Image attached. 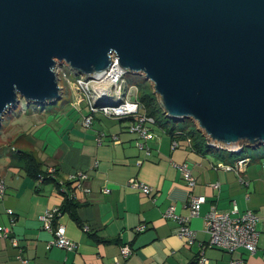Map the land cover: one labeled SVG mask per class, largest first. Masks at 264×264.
Segmentation results:
<instances>
[{
	"label": "water",
	"instance_id": "obj_1",
	"mask_svg": "<svg viewBox=\"0 0 264 264\" xmlns=\"http://www.w3.org/2000/svg\"><path fill=\"white\" fill-rule=\"evenodd\" d=\"M113 57L211 148L264 146V0H0V128L62 98L58 67L100 80Z\"/></svg>",
	"mask_w": 264,
	"mask_h": 264
},
{
	"label": "crops",
	"instance_id": "obj_2",
	"mask_svg": "<svg viewBox=\"0 0 264 264\" xmlns=\"http://www.w3.org/2000/svg\"><path fill=\"white\" fill-rule=\"evenodd\" d=\"M56 110L29 113L35 115L32 118L36 122L31 133L13 134L15 139L19 136L17 144L0 140V180L5 185V195L0 200V227L9 228L19 245L0 238V264H22L21 259L31 264H114L115 258L120 264H196L200 246L204 247L207 264H229L232 259L264 264V167L259 160L251 159L243 173L237 175L215 169L223 162L233 165L232 159L223 161L212 153H197L187 138L172 137L157 126L152 129L154 139L147 141L148 149L140 150L134 144L135 137L127 132L128 120L107 121L95 115L86 128L85 104H81L80 111L70 105L67 110ZM7 130L6 127L4 132ZM173 141L178 143L174 149ZM22 152L33 155L43 175L56 182L28 176ZM182 164L195 178L192 190L178 168ZM52 169L54 173L50 174ZM79 171L87 175L82 186L89 192H75L73 188L70 177ZM131 179L151 187L150 194L128 186ZM103 189L109 192L105 194ZM74 192L79 221L88 230L79 227L67 213L62 214L57 223L65 227L66 236L77 248H49L52 234L42 228L39 216L61 207L64 194L71 196ZM192 195L206 197L196 217L190 216L188 203ZM233 202L240 212L250 210L259 218V238L252 255L244 249L228 254L207 247L206 214L212 208L228 212ZM169 207L186 218L187 225L195 231L192 244L177 235L178 221L164 217ZM7 210L13 214L8 215ZM141 224L146 230L137 232ZM125 245L132 249L127 258L121 255Z\"/></svg>",
	"mask_w": 264,
	"mask_h": 264
},
{
	"label": "built area",
	"instance_id": "obj_3",
	"mask_svg": "<svg viewBox=\"0 0 264 264\" xmlns=\"http://www.w3.org/2000/svg\"><path fill=\"white\" fill-rule=\"evenodd\" d=\"M112 60L113 65L100 80H96L95 78L86 79L84 76H78L76 74H74L75 79H70L65 71L69 67L65 64L58 67L57 73L62 94L64 93V86L61 84V81L65 80V83H67L66 86L73 91L72 93L75 97L71 105L72 108L80 111L81 104H85L88 108V114L83 118V125L86 128L91 126L95 115H100L111 120H128L129 126L127 127V132L135 137V146L140 150H147V141L154 139L152 129L156 126L155 119L148 116L145 108L141 104L137 86L127 82V74L119 68L117 60L114 57ZM176 133L178 134V132ZM186 142L191 146V140L189 138L186 139ZM177 146L178 143L173 141L172 148L174 149ZM249 162L250 159L242 158L236 160L233 165L219 163L215 166V169L220 168L226 171H233L237 175H240ZM178 168L187 187L192 190L195 187V178L192 176L190 168L186 164L179 165ZM51 173H54L53 169L50 171ZM86 179L87 175L82 171L71 175L70 180L73 182L75 192H89L88 189L82 186V182ZM240 181L244 185L247 184L244 178H240ZM128 186L138 189L145 195H149L152 190L151 187L136 179H131L128 182ZM75 192L70 197L74 198L76 195ZM108 192V189H103V193L107 194ZM4 195L5 185L0 180V200L3 199ZM205 203V196L192 195L188 203L190 216H198L202 205ZM7 214L12 215L13 212L7 210ZM59 217L60 212L58 207L48 209L39 216L42 228L52 234V239L48 247L73 251L77 248V245L66 236L65 227L57 223ZM164 217L179 222L180 227L177 235L184 239L187 244L190 245L194 242L196 236L195 231L187 225L186 218L175 214L173 207H169L165 211ZM258 222L259 218L256 214L250 210L240 212L235 202H233L232 209L228 212H222L212 208L205 216V231L209 236L207 247L218 249L228 254H234L238 250L244 249L249 255H252L256 251L259 238L257 231ZM83 230L87 231L88 229L84 227ZM145 230L146 226L144 224L136 228L137 232H143ZM0 238H9L14 246H19L17 238L11 235L9 228L0 227ZM131 254L132 249L128 245L121 247V255L123 258H127ZM21 263L31 264L25 259H21ZM207 263L208 259L204 256V247L200 246V256L196 264ZM114 264H120L119 260L115 258ZM229 264H245V262L242 259H232Z\"/></svg>",
	"mask_w": 264,
	"mask_h": 264
},
{
	"label": "rangeland",
	"instance_id": "obj_4",
	"mask_svg": "<svg viewBox=\"0 0 264 264\" xmlns=\"http://www.w3.org/2000/svg\"><path fill=\"white\" fill-rule=\"evenodd\" d=\"M69 76L70 79H75L74 73L68 68L65 70ZM126 80L129 84H135V83H142V82H148V93L150 95H155L152 84L147 81L142 75H135V74H127L126 75ZM61 84L64 86V93L62 98L54 105L49 104L46 106H41V105H36V104H30L27 105L24 103V101H21V103L13 109L10 113L5 115L3 124L0 128V140H3V142H7V140H11L14 144H17L16 142L18 141L19 136H15L16 139L14 138L15 133L19 132H26V133H31V129L33 125L35 124L34 119L32 117H35V115L30 116L29 113H36L39 111H42L44 109H47V111H52L54 108L58 110H62V108L67 110V107L69 105H72V102L75 100L74 94L72 93L73 91L66 86L67 83H65V80L61 81ZM156 99L157 96L155 95ZM84 105V104H83ZM72 107V106H71ZM160 108V107H159ZM28 111V112H27ZM24 113V114H23ZM26 113H28L26 115ZM23 114V115H21ZM168 123L167 125L169 127L171 126H176L182 129H192L195 128V125L193 124L192 121L186 120L183 122H177L174 120L169 119L166 116ZM105 120L112 121L111 119L103 118ZM6 127L8 130H6ZM2 142V143H3ZM7 145V144H6ZM213 151L211 152L213 155H219L222 154V156H226L227 158L232 157V160L235 162L236 160L244 157H249L254 160V162H257L259 160L262 165H264V146H259L257 148H250V147H245L244 152L238 153V154H232L228 152L227 150L223 149H212ZM10 150L7 149V152ZM11 153V151H10ZM262 157V158H260Z\"/></svg>",
	"mask_w": 264,
	"mask_h": 264
},
{
	"label": "trees",
	"instance_id": "obj_5",
	"mask_svg": "<svg viewBox=\"0 0 264 264\" xmlns=\"http://www.w3.org/2000/svg\"><path fill=\"white\" fill-rule=\"evenodd\" d=\"M148 82H142V83H135V85L138 88L139 92V100L143 107L146 110V113L148 116L153 117L156 122V126L159 127L161 130H164V132L169 133L172 137H180L184 136L185 138H189L191 140V148L200 154H209L211 153L215 148H211L208 145V140L205 138V136L199 132L195 128L192 129H182L176 126L169 127L167 125L168 120L166 118L165 113L161 109L158 100L156 99L155 95H150L148 91ZM160 107V108H159ZM177 131L178 134L176 133ZM245 147H243L239 152L237 153H231L232 154H238L244 152ZM217 157L221 158L223 161L230 160L232 157L227 158L226 156H222V154L217 155ZM243 158V157H242ZM240 158V159H242ZM248 158L251 161V158ZM21 160L24 164V170L30 176L32 179H39L40 177H44L43 181L45 182H56L50 177H47V175H43L41 164L35 159V157L29 153H21ZM234 162V161H232ZM224 163V162H223ZM69 185V184H68ZM79 208V204L74 200V198L70 197L67 193L64 194V201L59 207L60 216L62 214L67 213L71 219H73L77 225L81 228H84L81 222L79 221L77 210Z\"/></svg>",
	"mask_w": 264,
	"mask_h": 264
}]
</instances>
